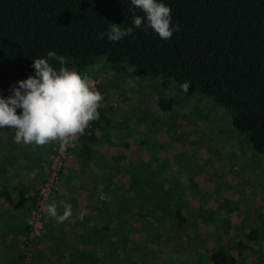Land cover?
<instances>
[{
  "label": "trees",
  "instance_id": "obj_1",
  "mask_svg": "<svg viewBox=\"0 0 264 264\" xmlns=\"http://www.w3.org/2000/svg\"><path fill=\"white\" fill-rule=\"evenodd\" d=\"M158 2L170 7V27L179 29L171 39L163 41L151 29L146 33L140 28L120 42H110L101 37V33H106L113 23L131 26L128 11L131 0H0V98L8 97L11 87H18L17 81L34 76L33 59L46 58L49 51L65 56L67 66H75L82 75H92L93 65L102 60L94 75L99 76L105 64L118 74L149 77L153 87L169 86L172 91H180L178 97L175 94L158 97L159 110L175 107L181 97L210 96L228 111L232 125L246 132L252 154L264 155V0ZM136 14L143 15L140 10ZM51 63L57 69L60 67L55 61ZM185 81L191 85L187 93L180 89ZM98 87L102 95L97 109L99 119L89 122L85 132L77 136L58 175L66 171V179L74 180L75 172L84 174L91 166L100 165L103 176L93 177L88 196L85 195L89 200L83 207L76 196L70 198L75 211L72 228L68 229L64 221L52 232L43 214L40 233L30 237L26 220L20 254L25 264L31 262L33 243L46 237L52 241L48 243L50 251L39 252L37 264H56L55 258L62 260L59 264H137L136 258H132L134 250H143L147 242L142 245L133 238L134 222L147 224L151 235H157L160 240L157 231L165 221L173 225V238L193 221L183 212L185 203L170 197L169 189L159 187L154 173L145 169L146 166L137 168L120 151L112 158L116 168L110 169L108 160L97 152V145L104 142L105 131L110 127L112 111L111 105L106 108L102 105L106 99L105 86L98 84ZM17 112L21 113L22 109ZM59 142L54 141L44 149L56 152ZM124 144L128 146L130 142ZM72 160L78 171L68 165ZM117 171L128 173L131 180L115 186L117 196L109 195L107 189ZM48 174L41 176L40 184ZM85 184H79L80 188L86 187ZM56 193L52 186L49 197L53 198ZM56 205L57 212L61 206V213L63 205L59 202ZM81 210L87 212L82 221L79 219ZM195 210L215 222L216 214L211 210ZM258 231L259 228L253 226L244 235L254 241L264 240ZM148 235L145 239L150 238ZM165 236L164 239L168 238L166 233ZM260 240L257 244H248L240 238L227 240L208 251V260L213 264H237L246 257L249 264H264L259 249L264 241ZM28 256L30 259L26 260ZM138 257L144 259L143 254Z\"/></svg>",
  "mask_w": 264,
  "mask_h": 264
},
{
  "label": "rangeland",
  "instance_id": "obj_2",
  "mask_svg": "<svg viewBox=\"0 0 264 264\" xmlns=\"http://www.w3.org/2000/svg\"><path fill=\"white\" fill-rule=\"evenodd\" d=\"M92 70L97 71L96 65H93ZM93 71L92 75L89 74L90 84L94 90H100L98 84L104 85L107 92L102 105L105 108L112 106L110 127L105 131L104 142L97 145V152L108 160L110 169L116 168L112 158L120 151L137 168L146 166L145 169L154 173L158 186L169 189L170 197L185 203L183 212L193 218L183 230L187 235L182 231L175 233L174 238L171 236L172 223L165 221L157 231L160 240H157V235H151L152 231L147 224L134 222L133 238L142 245L147 242L143 250H134L132 258H136L137 264H213L208 260V251L227 240L240 238L248 244H257L260 239L254 241L244 235L253 226L259 228L261 239H264V155L252 154L246 132H240L232 125L224 107L208 95L195 94L188 98L181 97L175 107L173 105L170 109L159 110L158 97L174 94L178 97L181 96L180 91H172L169 86L153 87L154 83L151 85L149 77L118 74L105 64L99 76L94 75ZM20 114L17 112V115ZM1 131L12 140V129L3 128ZM125 141L130 144L127 146ZM53 142L43 146L18 145L24 155V165L33 169L38 161L34 151L44 149ZM6 143L11 145L12 142ZM56 153H47L44 169L47 174ZM91 167L90 173H74L79 180L83 177V181H87L86 187L81 188L84 194L79 197L81 207L89 200L85 194L91 188L93 177L100 179L103 176L102 166ZM129 180L131 176L128 173L117 171L107 193L117 196L115 186L128 183ZM23 183L18 182L16 186L8 188L13 199L12 210L3 218L2 227L9 228V233L24 231V227L16 228L19 221L24 224L22 219L26 212L25 208L20 207V201L23 191L29 185ZM37 195L35 193L27 218L31 209L37 206ZM49 199L45 205H48ZM198 208L216 214L215 222L197 214L195 209ZM44 214L48 213L45 211ZM68 223L69 228H72L73 221ZM9 233L5 235L9 237ZM165 233L168 236L166 239ZM146 235L150 238L145 239ZM8 245L0 247V256L5 247L3 252H6V262L16 264L23 243L16 239L12 246ZM259 249L261 257H264V243ZM139 254H143L144 259L138 257ZM29 256L26 260L30 259ZM22 264H25L24 260ZM237 264L249 263L244 257Z\"/></svg>",
  "mask_w": 264,
  "mask_h": 264
},
{
  "label": "clouds",
  "instance_id": "obj_3",
  "mask_svg": "<svg viewBox=\"0 0 264 264\" xmlns=\"http://www.w3.org/2000/svg\"><path fill=\"white\" fill-rule=\"evenodd\" d=\"M131 26L121 27L109 24L106 37L110 42H120L133 35L134 29H149L156 33L161 40L167 41L178 31L172 26L171 9L158 0H131ZM137 10L143 15H137ZM51 61L60 67H53ZM68 60L55 51H49L46 58L33 59L34 76L26 80L17 81L10 89V95L0 98V128L14 130V140L17 144L43 146L52 141H60L67 145L79 134H83L89 122L98 120L97 109L101 106L102 95L94 90L87 73H79L75 66L69 68ZM102 60L96 65L99 68ZM190 82L185 81L180 89L187 93ZM17 109H22L17 115ZM64 207L62 215H58L55 203L41 208L58 223H63L72 216L71 205L59 202ZM87 215L81 210L79 219L82 221Z\"/></svg>",
  "mask_w": 264,
  "mask_h": 264
},
{
  "label": "crops",
  "instance_id": "obj_4",
  "mask_svg": "<svg viewBox=\"0 0 264 264\" xmlns=\"http://www.w3.org/2000/svg\"><path fill=\"white\" fill-rule=\"evenodd\" d=\"M1 132H0V146H4L5 148L0 147V247L6 246L7 244H9L8 246H12V242L16 239H19L20 241L23 242L21 238L22 239L25 238V232H26L25 224L27 220L28 210L33 205L32 199L36 192L35 190L38 186L39 180L41 176L44 173H46L44 169H45V162H46L45 159L48 153L47 150H44V149H39V150L34 151V154L37 156L38 161L35 165H33L34 168L31 169L24 165L25 163L24 155L22 154L21 148L18 146V145L22 146L23 143L14 144L15 143L14 135L12 136V140H10L5 135H3ZM9 141L12 142L11 145H8L6 143ZM73 163L74 162L72 160V163L69 162L68 165H70L71 167H74L76 171H78V167L76 166L77 164L75 163L73 164ZM89 171L92 172L91 169H89ZM66 174L67 173L65 171L63 174L60 175L58 184L57 186L54 187L57 190V193L54 194V197L52 198L55 204L57 202L64 201L66 204L71 205L72 216L64 222L65 225L66 223L69 224L68 223L69 221L74 222L75 220V217H74L75 211L72 205V201H70V198H73V197L75 198L76 196L78 198L79 204H81L79 197L80 195H84V194L81 192V190L83 189L80 188L81 186H79V184H82V182L84 184L87 183V181H83V177H81L82 180H79L77 177H75L74 180H67ZM33 180H34V183H32ZM18 182L19 183L24 182L23 184L26 183L27 185H29L28 189H25L23 191L21 195L22 200L20 201V207H23L26 209V212L24 213V219H22L24 221V224H21V222L18 220L19 222L16 226V228L24 227V231L22 233L21 232H18V233L10 232L9 233V228L4 229L6 233L10 234L9 237H7L6 235H4L5 233L2 227L3 218L6 217L8 212L12 210L11 204L13 202L11 193L8 188L9 186L10 187L16 186ZM85 195L87 196L88 194H85ZM52 200L49 201V205L51 204ZM60 208L61 206H59L58 211ZM63 211H64V207L62 208L61 213L58 212V215H62ZM45 217L46 218L44 220L51 226L50 230H52V232H55L58 228L61 227L60 224L62 225V223H58L54 218H51L48 214ZM68 229H70L69 226H68ZM51 242H52L51 239H48V237L37 239L32 245V250H33L32 259H31V262H29V264H37L36 263L37 254L42 251L46 253L49 252L50 248H49L48 243H51ZM4 248L5 247H3V249ZM3 249H2V254L0 256V264H14V262H6L7 261L6 252H3ZM20 256L21 255H19V257L17 258L16 264H22V260L20 259ZM2 260L4 261L1 263ZM55 262L56 264H59L62 262V260L59 258H55Z\"/></svg>",
  "mask_w": 264,
  "mask_h": 264
},
{
  "label": "built area",
  "instance_id": "obj_5",
  "mask_svg": "<svg viewBox=\"0 0 264 264\" xmlns=\"http://www.w3.org/2000/svg\"><path fill=\"white\" fill-rule=\"evenodd\" d=\"M77 138V137H76ZM76 138L74 140H70L67 145L62 146L61 142H59L57 147V153L54 154L53 160L50 166V172L46 178V180L39 185L37 203L33 209H31L30 214L27 218V221L30 225L29 236H35L39 234L42 228V216L45 211L41 208V202L45 204L47 198L50 195V188L55 187L58 171L63 164V160L68 156V149L75 144Z\"/></svg>",
  "mask_w": 264,
  "mask_h": 264
}]
</instances>
